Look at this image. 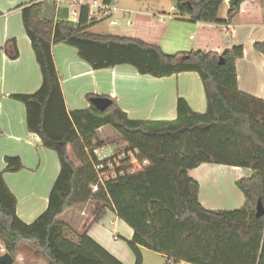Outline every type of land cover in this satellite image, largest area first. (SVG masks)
<instances>
[{"label":"trees","instance_id":"trees-1","mask_svg":"<svg viewBox=\"0 0 264 264\" xmlns=\"http://www.w3.org/2000/svg\"><path fill=\"white\" fill-rule=\"evenodd\" d=\"M37 1L30 0L21 17L42 83L33 94L10 98L24 105L27 130L57 154L60 171L46 210L30 225L17 218L16 198L0 173V244L5 253L15 260L20 244L29 243L47 264H121L87 236L110 210L133 231L126 244L135 264H141V249L173 264H264V214L256 216L258 201L264 209V101L237 87L235 62L243 57L242 46L221 53L198 49L165 55L158 45L140 39L97 35L93 26L56 21L54 5ZM170 1L193 23L229 26L247 0L229 3L222 21L217 13L223 0ZM59 44L76 49L94 71L129 65L139 75L157 79L194 72L207 110L194 113L178 99L173 121H132L108 98L111 104L104 111L90 105L68 112L51 53ZM253 49L264 58V42L254 43ZM4 51L11 60L19 56L14 41ZM95 97L85 99L91 104ZM108 131L115 137L110 141L121 139L127 148L115 177L101 185L94 151L105 147ZM113 158L100 163L105 168ZM5 162L4 172L23 169L18 158ZM203 164L251 171L235 182L244 197L241 208L207 210L200 205L199 185L188 172ZM71 212L75 215L67 218Z\"/></svg>","mask_w":264,"mask_h":264},{"label":"crops","instance_id":"crops-1","mask_svg":"<svg viewBox=\"0 0 264 264\" xmlns=\"http://www.w3.org/2000/svg\"><path fill=\"white\" fill-rule=\"evenodd\" d=\"M29 1L0 0V173L16 198V216L26 225L32 224L46 210L49 193L60 171L57 154L43 147L40 138L27 130L24 105L10 98L33 94L42 83L39 66L22 24L21 9ZM135 1L137 5L129 7L118 2L117 25L112 28H129L130 35L122 37L140 39L158 45L165 55H176L189 52L178 36V31L187 27L197 34V43L192 50L221 53L226 48L242 46L243 57L235 62L237 87L240 92L264 101V58L253 49L254 43L264 42V0L245 1L240 14L229 26L193 23L188 16H182L177 24H167L165 19L170 20L171 16L150 9L143 0ZM228 5L222 4L217 13L218 20L226 19ZM173 9L176 11L174 2ZM173 9L171 7L170 12ZM63 14L60 11L59 18ZM170 29L174 34L165 39ZM189 38L192 40V36ZM12 41L19 54L16 60L9 59L4 51ZM51 53L68 112L89 109L91 104L86 101V95L114 100L132 121H173L178 99L184 100L194 113L204 114L207 110L202 82L194 72L157 79L139 75L129 65L94 71L78 58L73 47L54 45ZM6 158H18L23 169L16 173L4 172ZM224 170L231 171L226 166L203 164L188 172V176L199 185L198 202L204 209L230 211L243 206L244 197L234 186L237 194L233 192L230 197L222 193ZM241 170L248 172L246 178L251 175L249 169ZM238 179L240 177L233 179L234 184ZM73 215L75 212L68 213L67 218ZM87 236L121 264H135V257L126 244L132 239L133 231L110 210L88 229ZM119 240L123 243L115 246ZM2 249L0 244V255ZM140 253L141 264H173L162 255L145 249ZM20 263L46 264L19 246L13 264Z\"/></svg>","mask_w":264,"mask_h":264},{"label":"rangeland","instance_id":"rangeland-1","mask_svg":"<svg viewBox=\"0 0 264 264\" xmlns=\"http://www.w3.org/2000/svg\"><path fill=\"white\" fill-rule=\"evenodd\" d=\"M118 2L121 6L124 5V6L129 7L131 4L137 5L135 0H118ZM143 4L145 6H149L150 9H152V10L157 9L159 11H163L166 15L171 16L170 18H172V19H170V20L165 19V23H167V24H169V23L177 24L178 23L177 21L182 18V16H180L177 13V11H175L173 9V2H171L170 0H143ZM171 7L173 9L172 12H170ZM60 18L66 19V16L63 14L60 16ZM175 18L177 20H175ZM128 29L129 28L126 29L123 27L112 28V27L108 26L107 24H100V25L94 26L91 29V31L97 35H110V36L122 37V36L130 35ZM172 33L174 34V31L170 29V31L167 32L165 39H169L170 35H172ZM178 36H179V39L181 40V42L183 44H185V47H187L186 48L187 51L192 50L197 43V40H196L197 34L195 32H193L192 30H188L187 27L181 28L178 31ZM190 36H192V40L189 38ZM167 41L168 40H166L164 42H167ZM108 133L110 134V136L108 138H106L104 141L105 147H103L102 149H99L97 152L99 158L104 159V158H108V157L113 156V157H115V159H119V158L123 159V157L126 155L125 150L127 148V145L121 139H115L114 142L110 141L111 139H113L115 137H113V135L109 131H108ZM71 156L73 158L72 154H71ZM127 156H129V155H127ZM227 168L233 172H236V173H233V172L227 171V170L222 171V174H223L222 179H223V182L225 183V185H224L225 187L223 186L224 188L222 189V193L225 195L229 194L231 197L234 194L233 192H235L237 194V191H238L236 185L233 182V179L235 177H240V179H244V178H246L245 176L248 175V172H246V170H241L239 168L234 169V168L226 167V169ZM241 171H242V173H241ZM111 177H112V175H111ZM240 179H238V180H240ZM233 186L236 188L237 191L234 190ZM217 198L218 197H216L215 199H213V198L212 199L214 201ZM88 209L90 210V206H88ZM87 215H88V212H87ZM67 236L69 237L70 240L74 241V239L71 235H67ZM121 243H123V242L121 240H119L117 243H114V244H115V246H121ZM20 246H21V249L23 251L29 250L31 255L34 253V256H37V255H35L36 249L31 244L21 243ZM4 252L1 251V254H3ZM37 257H40L41 261L46 262L41 256H37ZM20 264H23V263H20ZM46 264H47V262H46Z\"/></svg>","mask_w":264,"mask_h":264},{"label":"built area","instance_id":"built-area-1","mask_svg":"<svg viewBox=\"0 0 264 264\" xmlns=\"http://www.w3.org/2000/svg\"><path fill=\"white\" fill-rule=\"evenodd\" d=\"M37 2L52 3L55 10V20H65L74 27L84 28L100 24H107L111 27L117 25L116 13L118 10V0H110L108 3L104 0H38ZM223 3L229 4L230 0H223ZM60 11L65 13L66 19L59 18L58 13ZM83 17L85 18V21L81 23L80 20ZM127 24L130 25V22H127ZM97 152V150L94 151L95 156L100 162L105 159L109 160L113 157L111 156L100 159ZM128 155L129 156H127V158L130 157L131 159H129L131 161L132 155ZM120 160H122V158H113L111 162H108L105 168L102 163L99 162V164L95 167L98 174L99 184L103 185L105 181L115 177V170L119 167L118 162ZM92 190L96 191L97 187L94 186ZM2 251L4 252V249H2Z\"/></svg>","mask_w":264,"mask_h":264},{"label":"water","instance_id":"water-1","mask_svg":"<svg viewBox=\"0 0 264 264\" xmlns=\"http://www.w3.org/2000/svg\"><path fill=\"white\" fill-rule=\"evenodd\" d=\"M236 0H230V4H234ZM91 105L99 111H104L107 109L111 101L106 97H95L90 101ZM264 214V209L260 201L256 205V216L261 217ZM0 264H13V258L8 254L4 253L0 255Z\"/></svg>","mask_w":264,"mask_h":264},{"label":"bare ground","instance_id":"bare-ground-1","mask_svg":"<svg viewBox=\"0 0 264 264\" xmlns=\"http://www.w3.org/2000/svg\"><path fill=\"white\" fill-rule=\"evenodd\" d=\"M13 262H14V260H13Z\"/></svg>","mask_w":264,"mask_h":264}]
</instances>
